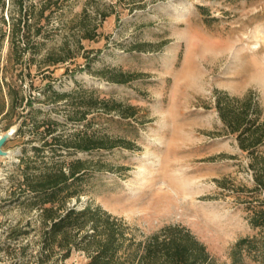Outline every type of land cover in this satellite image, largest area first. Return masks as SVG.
I'll return each instance as SVG.
<instances>
[{
	"label": "rangeland",
	"instance_id": "obj_1",
	"mask_svg": "<svg viewBox=\"0 0 264 264\" xmlns=\"http://www.w3.org/2000/svg\"><path fill=\"white\" fill-rule=\"evenodd\" d=\"M26 8L31 30H42L32 33L34 46L20 64L10 55L8 37V14L16 10L8 1L0 9V82L20 85L38 109L39 124L33 129L29 118L16 134L22 119L14 117L6 130L14 132L0 157V264H39V210L17 195L23 157L37 167L41 160L87 161L76 197L66 206H99L137 240L180 225L224 264L239 239L264 241V230L250 226L246 204L235 193L239 185L252 186L248 160L224 134L213 108L214 91L237 97L252 91L264 120V0H26ZM82 25L93 39L81 38ZM47 54L66 61L49 65ZM117 72L133 78L113 83ZM53 92L70 96L56 101ZM81 97L112 99L135 107L136 114L124 119L96 110L86 122L66 121ZM47 120L58 125L44 138L41 123ZM83 131L126 144L68 156L42 146L43 138L70 139ZM33 147L43 150L36 155ZM86 262L81 251L59 260L55 249L48 264Z\"/></svg>",
	"mask_w": 264,
	"mask_h": 264
},
{
	"label": "trees",
	"instance_id": "obj_2",
	"mask_svg": "<svg viewBox=\"0 0 264 264\" xmlns=\"http://www.w3.org/2000/svg\"><path fill=\"white\" fill-rule=\"evenodd\" d=\"M6 1L16 10L15 13L9 11L8 14L11 21L8 37L10 55L14 56L16 64H20L23 56L34 46L31 42L32 33L37 36L42 29L35 25L34 31L31 30L28 21L32 17L27 11L26 0H0L1 10L5 8ZM82 26L81 38L93 39L94 35ZM0 37H4V34H0ZM133 50L140 51L139 47H133ZM46 60L49 65H54L65 62L66 58L56 59L52 54H47ZM132 78L131 75L117 72L110 81L126 84ZM3 86L6 87V93L2 92ZM53 94L56 101L66 100L70 96L67 93ZM213 108L221 121L224 134L234 138L240 154L248 160L247 170L252 186L247 189L242 185L235 187L236 196L238 199L243 198L246 204L250 226L264 230V120L257 97L252 91H247L240 97L231 96L225 91H214ZM72 109L74 116H66V121L76 123L86 122L87 116L96 110L112 112L124 119L136 114L135 107L125 106L112 99L97 102L96 99L81 97ZM36 113L38 109L33 108L31 99L25 98L20 85L16 88L2 79L0 123H4L3 131L13 125L14 117L22 119L16 134L22 132V126H25L29 118L31 127L38 129L39 124L34 119ZM42 124L46 126L44 138L52 136L58 125L51 120ZM44 138L43 148L48 147L52 154L60 156L91 154L95 150H110L126 144L120 139L95 138L85 131L73 134L70 139L63 135L52 137V141H44ZM53 144L57 146L54 147ZM32 150L38 155L43 149L33 147ZM23 158L21 163L24 167L21 169V182L16 186L17 195H26L25 202L31 208L39 210L42 230L39 264H48L55 249L59 260L67 259L72 251H81L86 255V264H224L212 257L206 247L183 226L166 225L137 240L121 219L113 217L99 206L87 204L81 209L66 206L68 199L76 197V186L82 181L87 161L76 159L52 165L41 160L42 166L37 167L30 166V162L23 161ZM35 169L39 171L36 172ZM216 182L219 187L226 188L222 181ZM15 201L19 202V198H15ZM228 258V264H248L246 259L254 264H264V241L255 237L241 238L231 247Z\"/></svg>",
	"mask_w": 264,
	"mask_h": 264
},
{
	"label": "water",
	"instance_id": "obj_3",
	"mask_svg": "<svg viewBox=\"0 0 264 264\" xmlns=\"http://www.w3.org/2000/svg\"><path fill=\"white\" fill-rule=\"evenodd\" d=\"M13 130L6 131L5 134L0 136V157L5 155V152L2 150L3 145L6 143L8 138L13 134Z\"/></svg>",
	"mask_w": 264,
	"mask_h": 264
}]
</instances>
